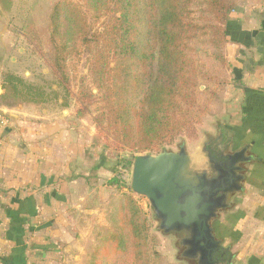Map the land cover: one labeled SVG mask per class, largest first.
<instances>
[{
  "label": "trees",
  "instance_id": "1",
  "mask_svg": "<svg viewBox=\"0 0 264 264\" xmlns=\"http://www.w3.org/2000/svg\"><path fill=\"white\" fill-rule=\"evenodd\" d=\"M193 1L58 0L51 7L50 33L45 29L43 34L47 38L49 33L55 57L52 61L49 56H41L68 88L65 66L63 72L59 65L60 54L64 52L65 63L68 54L82 47L90 52V71L98 92L94 94L81 85L75 115L84 118L89 106L97 101L96 128L114 151L131 152L124 163L128 168L137 154L152 152L168 139L196 137L193 130L203 109L198 99L200 76L192 43L203 27L194 16ZM204 3V11L213 17L208 25L211 43L222 48L227 43L228 20L236 9L234 0ZM0 4L11 5L12 0H0ZM91 11L93 23L88 16ZM24 36L28 38L26 33ZM8 81L14 94L34 89L16 76ZM3 87L1 98L5 99L10 90L7 85ZM224 135L230 144L234 142L232 133ZM93 170L96 172L97 167ZM113 173L107 185L114 188L115 196L122 179L116 169ZM93 177L96 180L95 173L90 175ZM117 203L113 226H95L85 264H153L148 254L146 212L132 193H122Z\"/></svg>",
  "mask_w": 264,
  "mask_h": 264
},
{
  "label": "crops",
  "instance_id": "2",
  "mask_svg": "<svg viewBox=\"0 0 264 264\" xmlns=\"http://www.w3.org/2000/svg\"><path fill=\"white\" fill-rule=\"evenodd\" d=\"M6 30L0 16V39ZM225 57L230 93L224 115L231 124L220 133L227 146L224 133L233 134L235 150L249 145L252 160L242 164L246 176L237 203L212 226L223 242L220 227L230 220L227 237H235L237 249L250 251L249 264H260L264 259L254 252L264 254V0L231 13ZM0 89L1 101L2 84ZM46 103L0 104V112L9 118L7 125H0V263L20 264L26 259L28 264H47L59 242L64 243V258L71 255L74 240L84 244L85 232L91 228L93 233L97 226L98 206L87 190L99 182L107 189L113 176L102 155L97 156L94 147L86 149L84 134L75 126L68 128L62 116L48 121L52 115L43 106ZM36 115L43 119L32 118ZM72 119L76 126L84 121L75 114ZM93 173L96 180L90 178ZM78 201L80 206L73 205Z\"/></svg>",
  "mask_w": 264,
  "mask_h": 264
},
{
  "label": "rangeland",
  "instance_id": "3",
  "mask_svg": "<svg viewBox=\"0 0 264 264\" xmlns=\"http://www.w3.org/2000/svg\"><path fill=\"white\" fill-rule=\"evenodd\" d=\"M56 1L58 0H12L11 5H3L0 8V16L7 24L5 35H2V39H0V84L2 86L7 85L10 90L7 92L5 99L1 98L0 104L16 105L18 102L32 101V99L39 102H48L45 105L43 104L50 112V115H52L48 121L55 119V116L64 117V123L67 124L68 128L71 125L75 126L74 129L77 128L80 134H84L86 149L90 150L91 147H94L95 154L97 156L102 155L105 166L112 175L115 174L113 170L116 169L122 182L120 184L121 187H119L120 190H115V196H113L114 188L107 187L106 189L100 182L93 187L95 188L94 190H87L86 195L98 206L94 225L113 226L112 223L116 218L119 198L124 192L132 193L139 206L147 214L150 263L198 264L197 259L188 258L183 255L186 246L183 245L181 240L182 233L180 231L164 233L159 228V220L155 216L154 209L149 204L148 199L133 192L131 186L133 165L128 168L124 164L131 157V152L129 150L114 151L112 147L108 146L106 138L97 130L94 116L97 113L98 102L94 101L89 106L84 121H81L77 126L73 122L72 117L79 106L76 96L80 92L81 85L92 89L94 94H97L98 90L94 86L93 75L90 71V59L92 55L85 48L82 47L79 52L75 51L68 54L65 63L64 52L60 54L59 65L63 72L65 66L69 81L68 88H65L58 77L53 74L52 69L41 56V54L49 56L52 61L55 57L54 44L50 40L48 26L51 7ZM72 1L83 3L82 0ZM259 2L260 0H234V6L237 9L242 5L253 6ZM192 7L197 23L203 27V29H200L198 37L192 43V56L197 63L200 76L198 99L203 109L199 114V122L194 126L193 134L196 137L190 135L176 136L173 139H168L152 152H142L139 154H158L163 150L178 151L181 146H185L188 153L198 158H204L208 155L206 151L207 143L214 140L226 125L231 124L227 120L226 115H224L227 111L226 98L230 93V82L225 57L226 44L222 48H218L211 43L208 25L213 22V17L204 11V0H194ZM84 9L87 10L88 8L84 6ZM88 16L93 23L94 17L92 16V11L88 12ZM94 25L97 26L98 24ZM45 29L49 32L47 33V38L43 34ZM21 33H26L28 38L22 37ZM20 48L22 51L19 50ZM15 76L23 79L25 85L32 86L34 88L32 92L14 94L10 85L11 82L8 80ZM16 84L18 83L16 82ZM18 85L21 90L25 87L23 84ZM0 93H2V89H0ZM32 118L43 119L38 115ZM229 135L230 131H228ZM227 143H229L228 140ZM225 148L227 151L235 150V146L230 143L228 146L225 145ZM96 161H99V159ZM239 196H241L240 193L234 194L231 199V205L237 203L236 200L239 199ZM93 204L91 202V205ZM73 205L80 206V203L78 201ZM226 211L221 212L220 215L222 216ZM229 223L232 224L228 220L226 225L223 224L225 226L223 229L220 227V238L223 239L225 246L231 248L235 256V264H249L250 251L243 250L241 247L237 249L233 239L235 237H227V231H231L232 229ZM84 236V244L80 245L78 239H75V243H72L74 247L70 253L71 255H67L65 258L64 243L59 242L58 249L50 254V257L53 256L51 257L53 259L48 258V262H50L47 264H85L86 253L89 246L94 242L91 228L85 232ZM254 253L258 258L264 259V254H257L262 252ZM77 255H81V257L77 258ZM20 264L28 263L26 259H22V263ZM260 264H264V262H260Z\"/></svg>",
  "mask_w": 264,
  "mask_h": 264
},
{
  "label": "water",
  "instance_id": "4",
  "mask_svg": "<svg viewBox=\"0 0 264 264\" xmlns=\"http://www.w3.org/2000/svg\"><path fill=\"white\" fill-rule=\"evenodd\" d=\"M249 145L198 158L185 146L178 151L139 154L132 172V190L148 199L164 233L186 231L183 255L198 264H218V256L234 254L214 233L213 221L231 206V196L244 189L243 163ZM225 156L224 160L222 158ZM4 264V263H0Z\"/></svg>",
  "mask_w": 264,
  "mask_h": 264
},
{
  "label": "flooded vegetation",
  "instance_id": "5",
  "mask_svg": "<svg viewBox=\"0 0 264 264\" xmlns=\"http://www.w3.org/2000/svg\"><path fill=\"white\" fill-rule=\"evenodd\" d=\"M209 150H212V152L215 154V155H218L219 153L221 152H225L226 151V148H225V143L223 141V137L221 135V133L219 135H217L214 140H211L210 142L207 143V146H206V151H207V154L209 152ZM220 160H224L225 159V156L222 157V158H218ZM182 233V242H183V239L185 237L188 236V233L186 231H180ZM229 254H225V255H222V256H218V264H235V259L233 258L231 260V262L229 261ZM196 263V261H195Z\"/></svg>",
  "mask_w": 264,
  "mask_h": 264
},
{
  "label": "built area",
  "instance_id": "6",
  "mask_svg": "<svg viewBox=\"0 0 264 264\" xmlns=\"http://www.w3.org/2000/svg\"><path fill=\"white\" fill-rule=\"evenodd\" d=\"M9 122L8 116L4 112H0V125L5 126Z\"/></svg>",
  "mask_w": 264,
  "mask_h": 264
}]
</instances>
